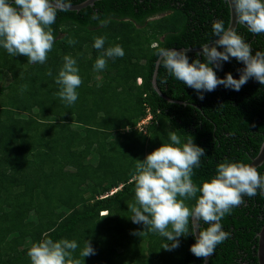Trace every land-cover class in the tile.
I'll list each match as a JSON object with an SVG mask.
<instances>
[{"label": "trees", "instance_id": "16d2710c", "mask_svg": "<svg viewBox=\"0 0 264 264\" xmlns=\"http://www.w3.org/2000/svg\"><path fill=\"white\" fill-rule=\"evenodd\" d=\"M83 1L69 0L70 5ZM217 20L227 29L225 0H99L79 11L57 12L51 25L55 41L43 64L11 56L0 46V70L9 75L0 85V264H31L28 250L48 238L75 240L72 258L81 264L204 263L189 250L193 235L179 237V247L166 251L167 238L132 223L128 206L136 204L137 160L170 144L172 131L182 144L191 136L205 150L191 177L197 187L216 176L220 163L247 165L259 152L264 85L256 80L250 78L238 92L218 86L200 100L160 60L157 87L174 102L152 87L158 49L200 48L216 40L212 24ZM235 30L253 55L264 51V34L254 35L240 23ZM101 36L105 44L97 50L94 40ZM70 39L76 43L70 45ZM116 45L124 56L104 57L106 68L94 70L95 61ZM186 54L189 63L204 60ZM65 56L76 60L82 80L72 105L59 97L55 83ZM243 68L230 58L213 70L220 79L226 73L239 79L237 70ZM256 170L264 176V162ZM200 195L185 200L186 206L194 208ZM243 200L222 218L230 235L208 264H258L264 191ZM101 211L107 217H100ZM199 225V230L209 227L203 221ZM86 241L95 255L83 258Z\"/></svg>", "mask_w": 264, "mask_h": 264}, {"label": "clouds", "instance_id": "9594fccd", "mask_svg": "<svg viewBox=\"0 0 264 264\" xmlns=\"http://www.w3.org/2000/svg\"><path fill=\"white\" fill-rule=\"evenodd\" d=\"M227 3L234 8L238 23L245 25L254 35L264 34V0H227ZM70 6L69 0H0V46L11 56L27 57L29 63H45L55 41L51 25L55 23L57 12ZM212 31L216 37L215 46L206 44L201 48L202 53L198 55H202L203 62L193 59L189 63L187 49L159 48L157 55L167 73L196 90L200 100L204 99L203 92H212L221 85L238 92L250 78L264 85V51H256L253 55L251 45L234 28L225 29L222 20L213 22ZM68 43L72 45L76 41L70 39ZM104 44L105 37H97L93 47L100 50ZM124 54L119 45L109 47L95 61L94 70L106 68L104 57L122 58ZM230 58L244 65L243 69L237 70L239 79H234L231 73H226L223 79L218 78L213 69L220 70L222 62H228ZM78 71L76 60L65 56L55 83L60 86L59 97L68 105L78 99L76 90L82 84ZM48 75H51L50 71ZM163 82L167 83V80ZM145 121H141L138 128ZM169 138L170 144L162 145L143 161L137 160L134 176L136 204L128 206L133 213L131 221L143 224L147 232H158L167 238L170 243L164 245L166 251L179 247V237L193 235L195 243L190 252L206 260L230 235L223 231L222 218L230 214L232 208L244 203V195L254 197L257 189L264 191V176L253 166L224 162L217 166L213 179L197 187L191 177L193 168L200 166L205 150L196 146L191 136H187L183 144L176 131L170 132ZM198 192L201 195L197 205L190 209L184 201L196 197ZM107 215V211L99 213L100 217ZM190 221L193 225L191 232ZM200 221L209 227L197 231ZM77 247L75 240L54 242L48 238L33 244L27 255L31 264H81L80 259L72 258ZM91 255H95V250L90 241H86L80 256Z\"/></svg>", "mask_w": 264, "mask_h": 264}, {"label": "water", "instance_id": "95a60500", "mask_svg": "<svg viewBox=\"0 0 264 264\" xmlns=\"http://www.w3.org/2000/svg\"><path fill=\"white\" fill-rule=\"evenodd\" d=\"M96 1H99V0H85V1H83L81 3H79V4L71 5L66 10H68V11H79V10H81V9L87 7V6H93ZM225 1L227 2V0H225ZM228 6H229V4H228ZM229 13H230V20H229V25H228L227 29L228 28H234L235 29L237 24H238V22H237V17H236L234 8L232 9L229 6ZM207 44H209V47L215 46V40L210 42V43H207ZM202 47H200V48H187V52L186 53L200 54V53H202V49H201ZM169 50H171V49H169ZM175 50L181 51V50H186V49H175ZM159 64H160V57L157 59V61L155 63V68H154V71H153V74H152V87L158 93L159 96L165 98L169 102H174L173 100H171V99H169L167 97H164L161 94V92L158 89V87H157L156 76H157ZM263 162H264V139H263V142H262V144L260 146L258 154L256 155V157L252 158L250 163H248L247 165H250V166H253V167L257 168L260 165H262ZM191 224H192V222H191ZM199 227H200V225L198 223L197 231L199 230ZM192 228H193V225H192ZM257 236H258L257 252H256L257 253L256 254L257 255V263L258 264H264V224L262 225V227H261L260 231L258 232ZM208 261H209V257L206 260H204L203 264H208Z\"/></svg>", "mask_w": 264, "mask_h": 264}, {"label": "rangeland", "instance_id": "374dc122", "mask_svg": "<svg viewBox=\"0 0 264 264\" xmlns=\"http://www.w3.org/2000/svg\"><path fill=\"white\" fill-rule=\"evenodd\" d=\"M2 82L8 83L9 82V75L4 73V71L0 70V85L2 84Z\"/></svg>", "mask_w": 264, "mask_h": 264}]
</instances>
